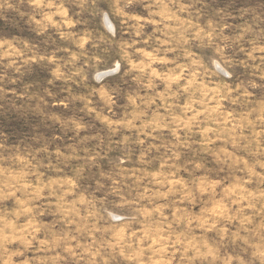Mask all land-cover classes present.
<instances>
[{"label":"rangeland","instance_id":"obj_1","mask_svg":"<svg viewBox=\"0 0 264 264\" xmlns=\"http://www.w3.org/2000/svg\"><path fill=\"white\" fill-rule=\"evenodd\" d=\"M0 264H264V0H0Z\"/></svg>","mask_w":264,"mask_h":264},{"label":"water","instance_id":"obj_2","mask_svg":"<svg viewBox=\"0 0 264 264\" xmlns=\"http://www.w3.org/2000/svg\"><path fill=\"white\" fill-rule=\"evenodd\" d=\"M109 74H111V72H106L105 74H103V77H105V76H107Z\"/></svg>","mask_w":264,"mask_h":264},{"label":"bare ground","instance_id":"obj_3","mask_svg":"<svg viewBox=\"0 0 264 264\" xmlns=\"http://www.w3.org/2000/svg\"><path fill=\"white\" fill-rule=\"evenodd\" d=\"M107 24H108V22H107ZM102 75V74H101Z\"/></svg>","mask_w":264,"mask_h":264}]
</instances>
